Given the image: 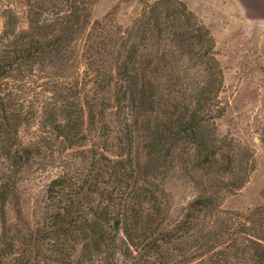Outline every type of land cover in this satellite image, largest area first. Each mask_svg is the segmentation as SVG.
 I'll use <instances>...</instances> for the list:
<instances>
[{"label": "rangeland", "instance_id": "rangeland-1", "mask_svg": "<svg viewBox=\"0 0 264 264\" xmlns=\"http://www.w3.org/2000/svg\"><path fill=\"white\" fill-rule=\"evenodd\" d=\"M84 1L82 32L67 45L50 48L54 23L63 14L61 0H0V103L9 122L18 111L23 117L15 127L14 155L0 148V251L14 242L29 264H59L51 256L52 241L42 231L52 207L46 184L63 172L88 181L103 155L130 162L131 182L155 197L164 227L179 221L200 193L214 195L224 182L244 181L237 189L222 191L213 212L183 233L181 256L168 264H214L223 243L234 247L220 264H235L233 255L240 258L254 247L264 249V0H178L213 41L221 84L206 133L220 153L236 160L233 175L225 172L223 162L202 164L203 157H194L190 143L172 135L182 118L180 111L190 103L191 88L203 79L198 69H188L186 78L164 80L150 106L157 109L152 114L143 115L148 103L137 95L131 127L123 130L117 106L121 93L108 84V76L127 31L145 5L155 0ZM91 35L98 36L93 39L99 51L96 76L81 57ZM25 42L33 44L30 57L19 62V69L7 68L1 74L7 58ZM61 109L76 127L65 141L51 130L52 123L61 120ZM17 145L27 152L17 150ZM210 146L209 141L205 147ZM102 181L109 183L106 175ZM199 229L209 238L216 236L217 242L196 246ZM75 248L74 257L79 245Z\"/></svg>", "mask_w": 264, "mask_h": 264}, {"label": "trees", "instance_id": "trees-1", "mask_svg": "<svg viewBox=\"0 0 264 264\" xmlns=\"http://www.w3.org/2000/svg\"><path fill=\"white\" fill-rule=\"evenodd\" d=\"M61 4L63 14L54 23L56 28L51 31L50 48L67 45L84 28L86 2L61 0ZM97 37H86L87 44L81 54L85 67L92 70L94 76L97 74L95 55L99 51L96 47L98 43H94L93 39ZM32 48V43L25 42L12 58H7L1 66V74H6L7 68L19 69V62L30 57ZM188 69H198L203 79L191 88L190 103L180 111L182 118L172 135L190 143L194 157H203L202 164L223 162L225 172L233 175L236 160L231 155L220 153L219 147L206 133V124L213 122L214 101L221 84L220 69L213 56V41L208 31L194 20L191 12L178 0H155L146 4L141 17L127 31L116 52L113 69L110 70H113V74H109L108 84L112 82L117 92L121 93L117 106L122 112L123 130L131 127V108L138 101L137 95L139 101L144 98L148 103L147 110L142 111L144 116L156 112L157 109H150V106L156 102L159 89H163L160 85L164 80L184 78ZM168 92L166 87V95ZM60 112L61 120H57L56 125L54 121L51 130L56 138L65 141L75 134L73 131L76 127L71 125L75 121L72 119L71 123V117L62 113L64 109ZM7 114V109L0 103V148L4 149L3 154H11L12 157L16 152L11 153L15 145V127L23 122V117L18 111V115L10 117L13 122H9ZM156 127L161 129V126ZM209 141L211 146L206 148ZM17 146H20L17 150L23 153L28 150ZM129 163L103 155L96 162V172L89 173L88 181H77L75 175L63 172L46 184V197L52 202V207L42 231L47 241H52L50 250L53 261L59 264H168L174 256H181V245L185 244V241H181L185 237L183 233L197 228L200 218L213 212L222 191L237 189L244 182H224L214 195L200 193L188 204L179 221L164 227L162 213L155 206V197L146 195L137 184L131 182L133 170ZM104 175L109 179L107 184L102 181ZM99 186L102 187L99 189ZM2 202L5 201L2 199ZM201 233L200 229L197 230L196 246L217 242L216 236L209 238ZM75 244L79 245V252L74 257ZM222 247L220 257L214 264H220L221 257L234 245L232 242L223 243ZM16 248L13 242L7 249H1L0 264H29L23 251L18 254ZM241 255L240 258L233 255L235 264H242L243 260L249 264H264V249L254 247L250 253L243 252ZM223 264L228 263L224 260Z\"/></svg>", "mask_w": 264, "mask_h": 264}]
</instances>
